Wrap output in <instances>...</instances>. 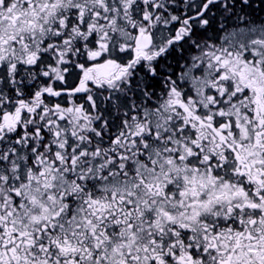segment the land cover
<instances>
[{"label":"snow or ice","instance_id":"1","mask_svg":"<svg viewBox=\"0 0 264 264\" xmlns=\"http://www.w3.org/2000/svg\"><path fill=\"white\" fill-rule=\"evenodd\" d=\"M0 264H264V0H0Z\"/></svg>","mask_w":264,"mask_h":264}]
</instances>
